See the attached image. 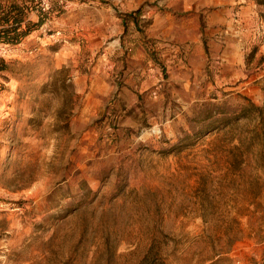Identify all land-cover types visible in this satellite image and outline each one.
<instances>
[{
  "label": "rangeland",
  "instance_id": "1",
  "mask_svg": "<svg viewBox=\"0 0 264 264\" xmlns=\"http://www.w3.org/2000/svg\"><path fill=\"white\" fill-rule=\"evenodd\" d=\"M18 1L0 264H264V4Z\"/></svg>",
  "mask_w": 264,
  "mask_h": 264
},
{
  "label": "trees",
  "instance_id": "2",
  "mask_svg": "<svg viewBox=\"0 0 264 264\" xmlns=\"http://www.w3.org/2000/svg\"><path fill=\"white\" fill-rule=\"evenodd\" d=\"M259 4H264V0H258ZM28 5H22L18 0H0V44H18L28 34L34 30V26L43 24V17L37 23L26 22L29 10ZM27 23V27L23 29V24ZM9 64L6 59L0 55V72L8 70ZM2 83L0 82V89ZM250 108L259 110V118H263V109L256 107L254 104Z\"/></svg>",
  "mask_w": 264,
  "mask_h": 264
}]
</instances>
